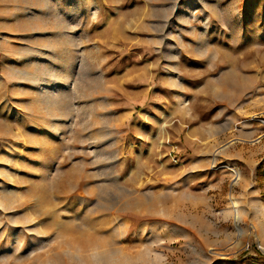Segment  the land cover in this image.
Masks as SVG:
<instances>
[{"label":"rangeland","instance_id":"374dc122","mask_svg":"<svg viewBox=\"0 0 264 264\" xmlns=\"http://www.w3.org/2000/svg\"><path fill=\"white\" fill-rule=\"evenodd\" d=\"M0 264H264V0H0Z\"/></svg>","mask_w":264,"mask_h":264},{"label":"bare ground","instance_id":"6f19581e","mask_svg":"<svg viewBox=\"0 0 264 264\" xmlns=\"http://www.w3.org/2000/svg\"><path fill=\"white\" fill-rule=\"evenodd\" d=\"M234 170L236 171V173H237L236 175L238 176L240 174L239 171L236 168H234ZM233 204H234V209H235V217H236V219H239L240 218V211H239V207H238V202L236 200H233Z\"/></svg>","mask_w":264,"mask_h":264}]
</instances>
